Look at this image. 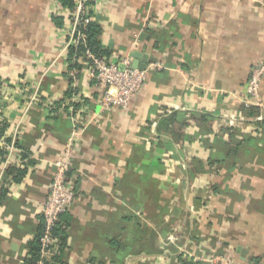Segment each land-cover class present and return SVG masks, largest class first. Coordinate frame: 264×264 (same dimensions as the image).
Returning a JSON list of instances; mask_svg holds the SVG:
<instances>
[{
    "label": "crops",
    "instance_id": "0c3cea01",
    "mask_svg": "<svg viewBox=\"0 0 264 264\" xmlns=\"http://www.w3.org/2000/svg\"><path fill=\"white\" fill-rule=\"evenodd\" d=\"M53 2L0 0V138L17 149L0 154V189L8 186L0 264H25L54 163L73 135L75 117L44 104L73 88L60 56L68 21L56 25ZM101 11L112 54L143 52L146 67L155 65L125 110L102 108L94 82L76 77L69 176L77 197L53 264H173L144 257L176 253L188 240L205 257L219 250L264 264V77L258 109L240 100L264 60V0H105ZM36 93L45 102L26 111ZM174 113L172 132L163 119ZM17 162L27 173L14 181L7 171Z\"/></svg>",
    "mask_w": 264,
    "mask_h": 264
},
{
    "label": "built area",
    "instance_id": "2783aa9c",
    "mask_svg": "<svg viewBox=\"0 0 264 264\" xmlns=\"http://www.w3.org/2000/svg\"><path fill=\"white\" fill-rule=\"evenodd\" d=\"M105 0H73V7L65 6L60 0H54L50 12L52 15L69 17L68 22L60 27L64 32V41L60 56L66 58L72 46L76 47L80 42L86 43L87 35L80 27L86 26L91 21L101 23L102 7ZM140 43V34H136L132 41L135 48ZM74 61L79 62L81 69H70L68 62H65V71L72 80L71 87L75 90L76 77L85 74L95 84L100 92L99 103L102 108L108 109L118 107L123 110L128 109L134 97H136L145 86L147 73L155 64H150L145 69L135 68L132 65L130 53L96 55L90 48L86 47L82 55L75 56ZM264 77V60L255 65L251 76L247 81L244 91L240 93V100L245 106L262 105L260 101V85ZM25 100V98H24ZM45 102L49 113H53L58 108L66 110L74 119L73 135L65 144V148L60 158L54 163L57 170L50 183L49 193L41 206V216H43L45 229L40 236V253L32 264H53V256L58 250V240L53 235V228L60 220L62 214L67 213L76 200L77 193L72 185L71 178L68 176L73 159L74 136L80 131L78 127V114L76 104L79 96L75 93L64 98L59 105L56 100L47 98L45 101L36 93L26 100L24 108L28 111L33 104ZM0 146L7 150V156L12 158L17 152L15 140L6 143L0 138ZM7 157V158H8ZM202 248L198 250L191 246V241L183 243L178 247L177 252L166 250L159 255L151 257L145 256L144 259L161 260L162 262L170 255H181L185 259L208 260L214 264H261L251 261H239L226 255L218 254L215 250L208 256L200 255ZM174 256V257H175ZM177 261V259H175Z\"/></svg>",
    "mask_w": 264,
    "mask_h": 264
},
{
    "label": "trees",
    "instance_id": "16d2710c",
    "mask_svg": "<svg viewBox=\"0 0 264 264\" xmlns=\"http://www.w3.org/2000/svg\"><path fill=\"white\" fill-rule=\"evenodd\" d=\"M60 1L65 6L73 7V0H60ZM53 18L55 20L56 25H58V26H62L65 22H67L69 20V17H63L60 15L59 16L54 15ZM80 29L83 32H85L87 35L86 43L84 44L83 42H80L78 46H76V47L72 46L70 48L69 54L65 58V60L69 64L68 67L70 69H81V65L79 64V62L74 61V59H75V56L82 55L84 53L86 47L90 48V50L93 53H95L96 55H108L109 56L112 53L111 50L103 42V38H102L103 27H102L101 23H99L97 21H91L86 26L85 29L83 28V26H81ZM155 46L156 47L158 46L161 48L163 47L160 43H158V45H157V41H156ZM67 75H68V73H67ZM78 76H79V74L77 75V77ZM73 91H75L73 88H69V90L65 93L64 98L70 96L73 93ZM64 98L57 100L56 104L59 105L60 102L64 100ZM245 107H248V106H245ZM250 108L258 109V107H253V106H251ZM254 109L249 110L250 115H253L256 112ZM178 117H179L178 113H174V114H171V115L165 117L163 119L164 126L166 128H169V130H171L172 132H174V130H172L171 126L174 125V123H176L175 120ZM259 123L262 124L263 122L259 121ZM6 127H7V123L6 122L2 123V125L0 126V136L3 135V132L5 131ZM250 139H249L250 141L253 140V138H250ZM8 140H10V139H8ZM240 142L241 141H239L237 143V145H240L241 144ZM24 149L26 150L25 147H24ZM6 153H7V150L4 147L0 146V154L5 156ZM25 157L29 158V155L26 154V156H24V158ZM224 157L225 156L223 155V156H220L218 158H214L215 160L212 159V162H221L222 161L221 158H224ZM29 162H33L32 159H29ZM9 173H10V175H13L14 181H19L27 173V168L21 167V165L18 162L12 163L10 165L8 171H7V174H9ZM7 192H8V186H6V185H4V187L2 186L0 189V200H1V198H3L7 194ZM64 214H66V213H64ZM64 214L61 215L60 220L56 223V225L53 228V235L58 240V247L60 250L63 249V247L65 246V244L67 242L66 240H67L68 223L66 221H63L62 216ZM44 229H45L44 219H43V216H41V224H40L39 233L32 240H30L28 243V249L29 250H28V255L25 259V264H32L38 258V255L40 253V240L39 239H40L41 234H43ZM218 251L219 250H217V252ZM159 252L161 253L163 251L160 250ZM171 252H173V250H171ZM219 254H223V253H219ZM53 259H55V255L53 256ZM176 259L179 263L181 262V264L189 263L188 260L183 258L180 254L176 255ZM250 261L258 263V261L255 259H251Z\"/></svg>",
    "mask_w": 264,
    "mask_h": 264
},
{
    "label": "water",
    "instance_id": "95a60500",
    "mask_svg": "<svg viewBox=\"0 0 264 264\" xmlns=\"http://www.w3.org/2000/svg\"><path fill=\"white\" fill-rule=\"evenodd\" d=\"M112 48V41L109 43V45ZM131 56L133 57V61H132V65L135 68H139V69H145L146 68V64H147V54H143V52H132Z\"/></svg>",
    "mask_w": 264,
    "mask_h": 264
},
{
    "label": "rangeland",
    "instance_id": "374dc122",
    "mask_svg": "<svg viewBox=\"0 0 264 264\" xmlns=\"http://www.w3.org/2000/svg\"><path fill=\"white\" fill-rule=\"evenodd\" d=\"M165 249H167V248H165ZM175 256V254L174 255H170V257H168L169 259H172V262H173V264H178L177 262L178 261H176L175 259H176V256Z\"/></svg>",
    "mask_w": 264,
    "mask_h": 264
}]
</instances>
